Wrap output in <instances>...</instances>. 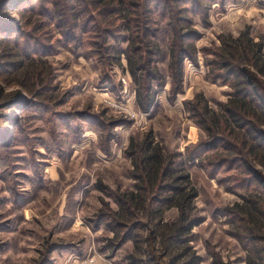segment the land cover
Here are the masks:
<instances>
[{
    "label": "rangeland",
    "instance_id": "374dc122",
    "mask_svg": "<svg viewBox=\"0 0 264 264\" xmlns=\"http://www.w3.org/2000/svg\"><path fill=\"white\" fill-rule=\"evenodd\" d=\"M52 1L29 0L25 11L7 6L1 13L17 24L21 20L27 35L32 28L27 21L38 22L36 35L27 41L39 38L41 46L38 42L39 57L27 63L37 83L24 86L17 73L0 76V264H81L88 257L100 264H190L195 258L215 264L214 255L231 264H264V238L257 244L259 254H251L235 236L236 217L230 214L236 205L249 209L250 229L264 237L259 182L264 184V159H253L257 173L252 175L241 161L220 166L222 133L215 126L206 131L198 117L210 125L209 118L194 115L190 104L202 94L213 114L224 115L235 78L214 77L220 73L215 68L212 74L214 51L220 35L247 32V38L264 44V0H193L190 9L208 13L192 16L199 33L195 60L185 59L182 90L173 94L169 50L160 40L168 34L159 33L152 47L159 45L161 52L151 67L161 78L153 82L156 97L146 113L137 106L138 85L125 52L133 34L109 35L105 44L92 7L80 6L62 18ZM74 15L79 19L72 28ZM261 76L257 85L264 96ZM147 135L175 155L179 174L190 175L186 191L193 186L198 193L187 218L198 224L185 228L182 240L171 237L179 222L176 206L128 214L115 200L118 192L135 190L129 152ZM195 149L200 153L190 160ZM113 211L125 227L116 228Z\"/></svg>",
    "mask_w": 264,
    "mask_h": 264
},
{
    "label": "trees",
    "instance_id": "16d2710c",
    "mask_svg": "<svg viewBox=\"0 0 264 264\" xmlns=\"http://www.w3.org/2000/svg\"><path fill=\"white\" fill-rule=\"evenodd\" d=\"M27 2L29 0H3L0 3V32L2 33L0 37L2 51L0 76L17 73L18 82L24 86H29L32 80L34 83L38 82L35 72L30 70L27 63L39 57L40 50L37 45L39 38L38 40L33 38L34 43L27 40L31 35H36L39 25H37L38 22L27 21V24L32 26L31 32L28 31L31 35H27L23 32L24 24L21 20L17 24L16 20L6 19L1 13L7 6H11L15 12L25 11L27 7L24 5ZM192 3L193 0L52 1L56 13L62 18L66 16L67 12H70V15L76 14L75 10L79 11L80 6L92 7L90 12L98 14L99 24L103 27L100 31L105 32L103 34L105 44L108 43L109 35L115 39L124 30L133 34L134 37L128 39L130 45L125 52L131 77L138 85L137 106L145 113L150 111L156 97L153 82L156 80L160 83L159 79L161 78L158 73L153 72V67H151L154 63L152 57L156 56L157 52H161L159 45H157L158 48L152 47L159 33L165 31L168 34L166 40L165 36H161L160 40L166 42L169 50V71L173 79V94L176 95L182 90L185 59L195 60L197 48L193 42L199 37V33L192 28L194 21L192 16L203 14L207 17L208 13L206 9L202 13L197 12L195 8L190 9L189 5ZM30 5L34 11L36 6L32 2ZM72 19L74 23L72 28H75L79 18L76 19V15H74ZM68 24L70 25V23ZM246 36L247 32L238 37L220 35L221 45L214 51L216 60L214 64H211L212 74L215 73V68L220 71V73L214 74V77L218 76L225 80H229L230 77L235 78L231 100L222 105L224 115L220 116L216 112L213 114L208 101L202 94H197L190 104L194 115L200 114L203 118V112L209 118L210 125L205 121L207 126L198 117V123L206 131L211 133V130L216 127L219 130L218 133H222L219 135L223 142L220 147L223 151L218 154L219 165L225 166L227 163L230 165L232 162L241 161L242 167L252 175L257 173L251 165L253 159H264V135L260 128L263 125L261 122L264 120V96L261 93L262 87L257 85L259 83L257 77L262 75L263 77H261L264 78V44L263 42H254ZM23 38H25V42L27 41L26 43H22ZM249 42L252 43V46L249 45ZM145 53L150 57H144ZM262 84L264 85V81ZM16 104L18 107H23L20 100ZM233 126L242 133L235 134ZM216 146L212 148H216ZM197 151L198 149H195L189 155L190 160L198 157L200 152L196 153ZM129 153L134 158L132 176L136 181L135 190L131 193L118 192L115 197L117 204L128 214H134L139 209L158 212L162 206L169 204L176 206L179 209V222L178 224L174 222L175 229L171 237L182 240L184 229L190 231L198 224L197 220L187 219L189 211H191L190 202L198 196L193 186L186 191L185 182L190 184V175L179 174L175 155L164 153L161 145L155 142L151 135H147L136 148H131ZM259 182L264 185L261 180ZM256 202L254 206L258 212H262L261 208L258 209L259 203ZM230 214H234L236 217L234 219L237 226L235 236L244 249L253 255H258L257 244L264 237L250 229L252 213L249 209L236 205L230 209ZM111 216L116 228L126 226V222L118 211H113ZM185 221H187V225L181 226L180 224ZM199 262L200 260L195 258L190 264H199ZM214 263L231 264L217 255H214ZM248 264L251 262L248 261Z\"/></svg>",
    "mask_w": 264,
    "mask_h": 264
},
{
    "label": "built area",
    "instance_id": "2783aa9c",
    "mask_svg": "<svg viewBox=\"0 0 264 264\" xmlns=\"http://www.w3.org/2000/svg\"><path fill=\"white\" fill-rule=\"evenodd\" d=\"M81 264H100L95 257H88L81 261Z\"/></svg>",
    "mask_w": 264,
    "mask_h": 264
}]
</instances>
